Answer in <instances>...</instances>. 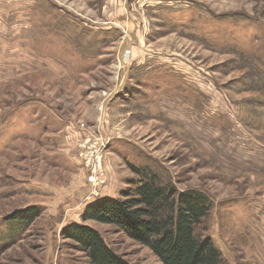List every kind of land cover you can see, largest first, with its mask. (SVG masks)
I'll return each instance as SVG.
<instances>
[{"label":"rangeland","instance_id":"obj_1","mask_svg":"<svg viewBox=\"0 0 264 264\" xmlns=\"http://www.w3.org/2000/svg\"><path fill=\"white\" fill-rule=\"evenodd\" d=\"M153 179L207 198L222 264H264V0H0V264H87L71 224L162 264L83 219Z\"/></svg>","mask_w":264,"mask_h":264},{"label":"trees","instance_id":"obj_2","mask_svg":"<svg viewBox=\"0 0 264 264\" xmlns=\"http://www.w3.org/2000/svg\"><path fill=\"white\" fill-rule=\"evenodd\" d=\"M150 182L122 191V199L107 197L90 204L83 219L115 226L149 248L162 264H222L211 239L195 233L208 211L207 198L196 192L176 196L173 187ZM64 234L86 254L87 264H130L90 226L71 224Z\"/></svg>","mask_w":264,"mask_h":264}]
</instances>
